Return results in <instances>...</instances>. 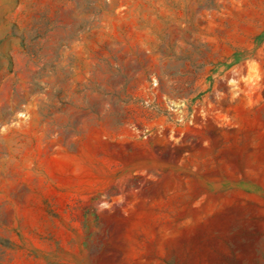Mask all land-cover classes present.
<instances>
[{
    "label": "rangeland",
    "instance_id": "374dc122",
    "mask_svg": "<svg viewBox=\"0 0 264 264\" xmlns=\"http://www.w3.org/2000/svg\"><path fill=\"white\" fill-rule=\"evenodd\" d=\"M0 264H264V0H0Z\"/></svg>",
    "mask_w": 264,
    "mask_h": 264
}]
</instances>
